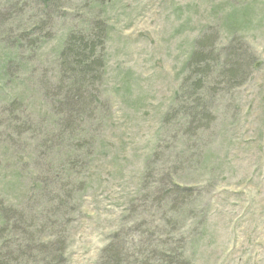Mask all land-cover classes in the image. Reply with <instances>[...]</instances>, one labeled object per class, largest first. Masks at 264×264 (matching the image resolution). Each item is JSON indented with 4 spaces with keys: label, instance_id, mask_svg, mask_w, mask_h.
Returning <instances> with one entry per match:
<instances>
[{
    "label": "rangeland",
    "instance_id": "obj_1",
    "mask_svg": "<svg viewBox=\"0 0 264 264\" xmlns=\"http://www.w3.org/2000/svg\"><path fill=\"white\" fill-rule=\"evenodd\" d=\"M52 2L0 0V53L20 41L0 82V207L22 228L2 252L264 264V0ZM95 21L104 67L78 97L84 115H67L57 42ZM191 50L211 66L197 90L183 84Z\"/></svg>",
    "mask_w": 264,
    "mask_h": 264
},
{
    "label": "trees",
    "instance_id": "obj_2",
    "mask_svg": "<svg viewBox=\"0 0 264 264\" xmlns=\"http://www.w3.org/2000/svg\"><path fill=\"white\" fill-rule=\"evenodd\" d=\"M42 3L52 2V0H40ZM107 36V26L104 22L95 21L91 23L90 28L84 30H77L74 28H68V30L62 35L61 39L57 42L55 51V61L57 63L58 74L57 79L59 82L66 81L69 87L74 89L72 94L73 108L67 115L77 112L78 117H82L84 112H81L79 105H85L81 101V97L78 99L80 93L82 95V88L89 83L95 82L100 76V70L104 67V45ZM20 41L16 39L13 42V48L7 49L3 47L0 53V82L7 77L10 73V67L12 65V58L16 55L14 48L17 50ZM17 53V52H16ZM202 53L191 50L188 56L192 67L191 77L185 80L183 84H190L192 89L197 90L202 87V82L205 77L209 74L211 66L201 64ZM187 60V61H188ZM201 64V65H200ZM229 71H232L231 69ZM190 82V83H189ZM77 86V87H76ZM197 88V89H196ZM66 114L65 108L56 110L55 118L59 115ZM1 205V204H0ZM14 210L5 206L0 207V264H17V259L10 256L9 253L2 252L4 248H7V244L3 242L6 239L5 233L12 232L15 226L10 223V216ZM22 225V224H21ZM21 226L15 231L21 230ZM4 237V238H3ZM8 242V241H7ZM9 244V248H14L16 243ZM2 256L6 257L7 260H3ZM166 264H174L170 261Z\"/></svg>",
    "mask_w": 264,
    "mask_h": 264
}]
</instances>
